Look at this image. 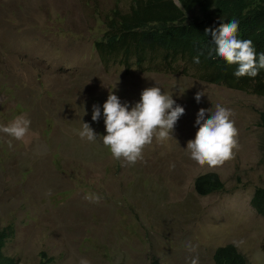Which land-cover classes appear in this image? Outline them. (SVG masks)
I'll use <instances>...</instances> for the list:
<instances>
[{
    "label": "rangeland",
    "instance_id": "obj_1",
    "mask_svg": "<svg viewBox=\"0 0 264 264\" xmlns=\"http://www.w3.org/2000/svg\"><path fill=\"white\" fill-rule=\"evenodd\" d=\"M116 1L0 0V126L21 115L31 121L23 140L0 132V226L15 227L5 254L18 264H40L42 253L49 264H150L152 256L214 264L215 250L232 244L248 264H264V218L251 206L264 188V97L204 82L186 63L173 74L104 61L95 48L105 30L96 8L105 14ZM121 3L128 10L132 0ZM151 87L185 112L172 138L154 137L142 160L115 159L103 144V105L111 92L131 110ZM216 104L235 113L240 147L212 168L186 150L200 109L208 119ZM83 122L95 141L79 136ZM209 172L225 190L201 197L194 182Z\"/></svg>",
    "mask_w": 264,
    "mask_h": 264
},
{
    "label": "trees",
    "instance_id": "obj_2",
    "mask_svg": "<svg viewBox=\"0 0 264 264\" xmlns=\"http://www.w3.org/2000/svg\"><path fill=\"white\" fill-rule=\"evenodd\" d=\"M96 13L103 21L104 33L95 41V48L104 61L120 59L130 67L132 60L143 72L163 71L179 73L180 63H186L197 78L214 85L264 97V69L256 78H236L238 66H229L215 53L213 40L206 29L215 30L221 23L236 19L239 22L238 39L253 42L257 59L264 53V0H132L128 10L117 0L111 10ZM201 53H203L201 55ZM199 56L200 63L193 62ZM259 125L264 129V110ZM264 150V146H263ZM197 195L205 197L225 190L219 174L209 172L194 182ZM251 206L264 218V188H257ZM15 237L14 225L0 226V264H18V260L5 254L8 242ZM214 264H248L247 258L236 246L218 247L213 254ZM45 253L40 264H49ZM150 264H161L152 256Z\"/></svg>",
    "mask_w": 264,
    "mask_h": 264
},
{
    "label": "clouds",
    "instance_id": "obj_3",
    "mask_svg": "<svg viewBox=\"0 0 264 264\" xmlns=\"http://www.w3.org/2000/svg\"><path fill=\"white\" fill-rule=\"evenodd\" d=\"M238 29L239 22L236 19L221 23L215 30L206 29L215 46L209 51V56L214 52L229 66L237 65V70L233 72L234 77L254 79L259 75L260 69H264V53L257 59L253 42L238 39ZM193 62L199 64V56L194 57ZM203 95L198 92L196 101L200 102ZM209 111L211 118L206 119L205 110L200 109L196 121L198 131L195 139L188 142L186 151L198 165L216 168L235 158V152L240 147L239 130L235 126V113L231 109L216 104L214 109ZM184 112L185 109L176 105L172 96L164 93L160 87L145 89L140 102L131 110L127 104L122 105L118 96L110 92L107 102L103 105L107 131V135L103 136V144L110 149L115 159L122 158L129 164H135L143 159V150L146 145L152 143L154 137L161 141L172 138L171 132ZM100 117V108L94 105L92 120L99 121ZM30 124L31 121L25 116H17L9 125L0 126V132L16 140H23L29 133ZM78 134L81 139L86 138L89 142L97 138L91 126L84 122ZM11 146L10 141L9 147ZM94 199L99 202L100 197ZM186 247L189 252L196 251V246L190 242ZM80 264L90 262L81 259ZM191 264H199L198 256L191 259Z\"/></svg>",
    "mask_w": 264,
    "mask_h": 264
}]
</instances>
